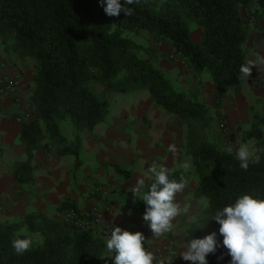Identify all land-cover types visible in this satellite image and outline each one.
Masks as SVG:
<instances>
[{"label":"trees","instance_id":"16d2710c","mask_svg":"<svg viewBox=\"0 0 264 264\" xmlns=\"http://www.w3.org/2000/svg\"><path fill=\"white\" fill-rule=\"evenodd\" d=\"M252 2L136 0L125 5L133 9L131 15L121 11L119 16H108L98 0H0L4 60L15 57L34 66L30 100L35 118L28 120L24 114L22 119L20 138L26 145V159L15 163L17 184L35 183L31 160L36 150L53 148L58 157L78 155L75 141L61 132L62 122L72 126L78 141L81 133L92 134L105 121L114 97L144 90L158 107L187 126L186 149L199 177L195 196L208 199L188 227L189 235L203 237L218 231V223L210 221L215 211L240 194L264 196V115L246 132V137L256 141L258 159L242 169L235 152L206 140L205 133L215 121L212 107L192 94L176 91L150 61V49L129 37L148 33L155 48L163 42L176 49L178 58L196 75L209 73L215 85L237 87L244 82L239 69L247 62L250 36L242 9L253 7ZM254 2L252 15L264 17V0ZM192 24L202 30L199 43L192 40ZM181 173L189 179V172L183 171L170 172L169 178L179 181ZM145 207L142 201L132 205L143 214ZM26 236L33 245L17 254L11 241ZM105 253L102 235L43 213L13 223L0 222V264H108ZM221 253L224 258L218 262ZM230 259L226 248L208 256L209 264H228Z\"/></svg>","mask_w":264,"mask_h":264},{"label":"crops","instance_id":"0c3cea01","mask_svg":"<svg viewBox=\"0 0 264 264\" xmlns=\"http://www.w3.org/2000/svg\"><path fill=\"white\" fill-rule=\"evenodd\" d=\"M254 4L253 0V7ZM257 25L258 31L264 32V17H257ZM191 31L193 42L199 43L202 30L192 25ZM144 34H147V40L151 39L148 33L140 35ZM262 39L251 31L246 43L251 53L249 58L264 55ZM145 47L151 51L148 54L150 61L159 65L173 87L179 86L177 91L192 94L212 107L214 123L219 118L222 101L228 114L229 129L244 132L245 126L250 124L249 99H255L257 103L264 100L256 82L258 78H255L256 75L264 76V65L259 70L252 66L251 75L244 82L246 88H221L214 84L208 73L196 75L186 63L172 60L166 50L154 52L153 46ZM33 69V64L23 63L15 57L4 60L0 54V79L17 78L21 82L18 91L2 99L0 104V222L13 223L32 213H43L61 221L65 204L79 210H99L115 226L131 232L141 231L149 251L155 256L154 264L166 258L174 259L171 264H190L180 258L178 252L182 241L188 239L184 237L188 227L205 207L203 198L195 196L199 182L187 180L185 189L176 194V200L182 207L187 205L188 210L174 219L168 233L154 236L143 220V213L132 209L133 204L142 201L146 186L154 180L147 171L149 165L155 163L166 167L169 173L186 172L181 165L189 163L191 158L186 149L185 123L158 107L146 91L131 92L137 95L135 104L120 105L118 110L112 105L105 121L92 134L83 132L78 141L72 134L68 139L75 141L78 155L58 157L53 148L49 152L36 150L31 160L35 183L17 184L13 177L15 163L26 159V145L20 138L22 119L24 114L28 120L35 118L31 114L30 100ZM179 131L181 142L176 140ZM140 179L145 181L141 199L131 193ZM113 255L106 248L108 264H113L110 257Z\"/></svg>","mask_w":264,"mask_h":264},{"label":"clouds","instance_id":"9594fccd","mask_svg":"<svg viewBox=\"0 0 264 264\" xmlns=\"http://www.w3.org/2000/svg\"><path fill=\"white\" fill-rule=\"evenodd\" d=\"M98 2L108 16H119L121 11L127 16L132 14L133 9L125 5H131L136 0ZM261 65H264V55L249 58L240 66L241 77L249 79L252 66H257L259 70ZM226 150L233 152L234 149L229 145ZM235 158L239 161L240 168L248 169L252 152L247 143H241L235 148ZM181 166L187 171L190 164L184 162ZM147 171L154 180L142 195V202L146 206L143 220L151 233L159 236L171 231L174 219L182 212H187V205L182 207L176 200V194L185 189L187 180L183 173L179 181L170 179L168 169L155 163L149 165ZM144 183L143 179L137 181V185L131 191L134 197L141 199ZM212 220L218 223V231H212L203 237L186 233L184 237L188 239L182 241V247L178 252L180 258L190 264H209V254L226 248L231 258L228 264H264V196L250 192L242 193L232 203L217 209L210 221ZM219 237H222V241ZM11 244L17 254H23L33 245V240L30 236L14 238ZM106 248L114 253L110 256L113 264H154L155 261V256L147 250L145 236L140 231L131 232L114 226L106 239ZM223 258L221 253L217 256V261H222ZM173 260L166 258L157 264H171Z\"/></svg>","mask_w":264,"mask_h":264},{"label":"rangeland","instance_id":"374dc122","mask_svg":"<svg viewBox=\"0 0 264 264\" xmlns=\"http://www.w3.org/2000/svg\"><path fill=\"white\" fill-rule=\"evenodd\" d=\"M244 18L245 21L248 23L249 25V35L251 33V31H255V33L257 35H260L264 40V32L258 31V25H257V16L252 15L253 12V7L251 6H244ZM252 17H254V19H252ZM192 25H196V24H192ZM192 27V26H191ZM251 29V30H250ZM129 37L132 38L134 41H136L137 43L143 45V46H153V51L154 52H158L161 51L158 47H154V43L152 42V40H147V34L145 35H136V34H129ZM155 48V49H154ZM1 46H0V54H1ZM158 50V51H157ZM250 50H248L247 46H246V59H249V55H250ZM32 64V63H30ZM156 68L160 69L159 65L152 63ZM161 70V69H160ZM209 74V73H208ZM255 78H258V80L256 81L258 83V85L260 86L261 89V94L264 95V76H257ZM255 78L253 77V80H255ZM245 82V79H244ZM243 82L242 85L237 86L238 88H246V84ZM179 86H175L174 85V89L177 91ZM144 91V90H143ZM147 92V91H146ZM179 92V91H178ZM146 94H149L148 92ZM137 95L131 92L125 93V94H121L118 95L116 97H114L113 101L114 103H112V105L114 106L115 110H118V107L120 105L123 104H135L136 103V98ZM139 99V98H138ZM246 103V102H245ZM220 108L224 109L223 107V103L222 101L220 102ZM248 106L250 108V112H249V117H250V124L248 123L247 126H245V130L244 132L239 131V129H235L233 132L229 129L230 127H228L227 124V130L224 131L221 129V127L219 126L218 120L216 123H213L212 126L206 131L205 135H206V140L214 145H216L219 149L225 150L227 151V146L232 145L233 146V152H235V148H237L239 146V144L241 143H247L249 145L250 151L252 152V158L250 161H256L258 159V154H257V147H256V141L254 139L248 138L246 137V132L251 130L254 123L257 121L258 116H263L264 115V100L262 103H257L255 99H249V103ZM226 112V110H225ZM228 118V114L226 112V119ZM215 122V121H214ZM227 122V121H226ZM61 132L64 136H66L67 138H71L72 135V126L68 123V122H62L61 123ZM186 130H187V126H186ZM180 131L178 132V138H176L177 142H181L180 139ZM221 135V136H220ZM225 144V145H224ZM228 144V145H227ZM223 145V146H222ZM228 152V151H227ZM192 159L190 158V167L187 169L186 172H189V181L191 182L193 181H197L199 182V177L196 174L195 170H194V166H193V162ZM203 202L205 204V206L208 205V199L206 197H203ZM64 218V216H63ZM62 218V220H63ZM61 220V221H62ZM63 222V221H62Z\"/></svg>","mask_w":264,"mask_h":264},{"label":"built area","instance_id":"2783aa9c","mask_svg":"<svg viewBox=\"0 0 264 264\" xmlns=\"http://www.w3.org/2000/svg\"><path fill=\"white\" fill-rule=\"evenodd\" d=\"M254 19V17H252ZM158 48L160 50H166V53L170 56L172 60H178L185 64L183 60L178 58L177 50L170 48L166 43H159ZM20 88V80L17 78L13 79H0V104L2 99L11 96L13 93L18 91ZM227 119L226 112L222 108L219 111V126L222 130H227ZM63 222L69 223L77 228L83 230H92L102 235L103 237H108L112 228L115 226L112 222L106 220L99 210H79L74 208H69L64 213ZM139 230H134L136 232ZM141 232V231H140ZM145 245L149 251V245L145 240Z\"/></svg>","mask_w":264,"mask_h":264}]
</instances>
